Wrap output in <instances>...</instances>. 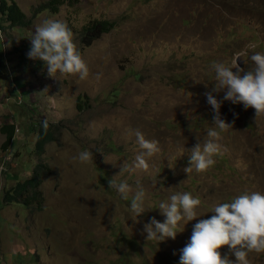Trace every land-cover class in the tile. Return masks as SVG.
Masks as SVG:
<instances>
[{
    "label": "rangeland",
    "instance_id": "rangeland-1",
    "mask_svg": "<svg viewBox=\"0 0 264 264\" xmlns=\"http://www.w3.org/2000/svg\"><path fill=\"white\" fill-rule=\"evenodd\" d=\"M6 1L31 25L0 32L11 75L7 89L0 81V264L11 255L27 264H179L194 225L214 215L216 205L245 192L264 193V115L255 117V109L242 103H222L221 118L235 122L220 133L226 151L214 157L215 165L202 173L183 171L189 151L199 141L203 146L214 127L204 95L216 84L214 65L230 66L239 55L247 72L255 67L251 55L264 54V0H72L55 13L38 9L48 0ZM47 19L72 31L87 79L49 76L43 61L28 58L30 39ZM94 21L115 28L84 40L83 28ZM97 73H103L100 80ZM225 91L213 95L223 100ZM78 97H85L82 110ZM44 120L53 139L36 155L30 150L37 132L30 127L38 129ZM11 123L14 138L4 147L2 127ZM136 130L159 141L161 152L148 160L147 171L121 172L141 151ZM85 150L93 153L92 162L73 160ZM38 161L47 166L38 200L28 207L4 204L3 193L16 184L8 174L23 181ZM111 178L132 187L128 200L109 188ZM137 181L145 189L146 211L139 217L130 208ZM177 192L200 198L197 218L175 240L146 241L144 224L153 217L163 222L159 204ZM124 237L137 246L129 247ZM220 251L235 262L227 246ZM247 259L264 264V253Z\"/></svg>",
    "mask_w": 264,
    "mask_h": 264
},
{
    "label": "clouds",
    "instance_id": "clouds-1",
    "mask_svg": "<svg viewBox=\"0 0 264 264\" xmlns=\"http://www.w3.org/2000/svg\"><path fill=\"white\" fill-rule=\"evenodd\" d=\"M30 42L28 58L43 61L49 76L54 77V74L60 73L78 75L80 80L88 78L89 68L66 23L55 19L43 21L36 27ZM239 59V55L234 56L230 66L222 62L214 65L216 84L212 91L204 94L214 111L212 122L214 127L208 130L209 139L203 146L198 140L199 142L189 151V166L183 169L187 174L193 170L197 173L206 172L215 165L214 157L226 151L219 142L220 133L232 129L235 121L228 123L221 118L220 108L223 101L242 103L245 109L253 108L255 117L264 115V54L251 55L250 59L255 67L247 72L238 64ZM102 75L103 73H97L96 80H100ZM221 90H226L225 95L223 100H218L213 93ZM42 127L46 133L49 127L47 120L42 122ZM134 134L141 151L136 155L133 166L130 168L124 163L121 172L147 171L148 160L161 152L159 141L146 139L139 130ZM73 160L81 163L92 162L93 153L88 150L81 151ZM108 185L124 200H128L129 194L133 191L127 181L117 183L111 178ZM144 200L145 189L137 181V190L130 204L131 211L136 217L146 211ZM200 205V198L193 197L189 192L171 195L168 202H161L158 207L165 220L159 222L153 217L150 222L144 224L141 235L146 233V241L161 242L167 238L175 240L177 233L183 231L184 225L197 218V208ZM212 212L215 214L210 218L201 219L194 225L190 241L181 249L179 264H249L247 259L249 253H264V193L245 192L230 202L216 205ZM182 222L185 223L182 225ZM181 228L182 230L178 231ZM224 246L234 254L235 262L227 256H222L220 250Z\"/></svg>",
    "mask_w": 264,
    "mask_h": 264
},
{
    "label": "trees",
    "instance_id": "trees-1",
    "mask_svg": "<svg viewBox=\"0 0 264 264\" xmlns=\"http://www.w3.org/2000/svg\"><path fill=\"white\" fill-rule=\"evenodd\" d=\"M65 2L74 3L75 1L72 0H48L45 3H42L38 9L39 10H49L55 13L58 7ZM6 25V26H5ZM30 20L26 18V16L21 12V10L17 7L14 3H8L6 0H0V32L4 31L6 27L10 29L19 30V29H26L30 26ZM115 28V24L108 22V21H94L90 25L83 28L82 38L84 40L92 41L100 36L102 33L109 32ZM21 31V30H20ZM23 48V47H22ZM4 54L1 50V42H0V81L4 80L5 86L3 88H8L10 85L8 84V80L11 78V75L8 74L7 65L4 62ZM18 64H24L25 58L21 57ZM18 64L15 66H11V70L16 68ZM5 80L7 82H5ZM77 101V109L82 110L85 106V97H78ZM15 117V116H12ZM36 126V125H33ZM32 128L37 132L36 139L33 143L32 153L36 155H40L44 146L47 143H50L53 139V131L51 130V125H49L47 132L43 130L42 123L38 124L37 128ZM2 131L6 135L4 147L11 144L14 138L15 126L13 123L3 126ZM47 166L41 161H38L34 165V168L31 169V176L29 178L20 181L15 175H10V178H14L16 180V184L14 187L6 190L2 195V202L4 204L10 203H19L25 207H28V203L31 201H37L40 195V191L38 190L41 180L44 177L45 170ZM24 195V198L22 196ZM125 241L128 243L129 247H136L137 242L134 239L129 237H124ZM7 257V256H6ZM10 260L5 262L7 264H27V262L23 261L21 255H11L9 256ZM130 262L131 259H129ZM123 263L125 264L126 261L123 259ZM128 264V263H127Z\"/></svg>",
    "mask_w": 264,
    "mask_h": 264
}]
</instances>
